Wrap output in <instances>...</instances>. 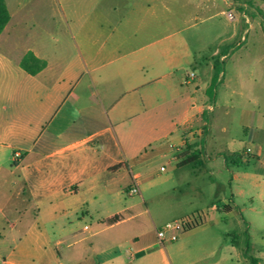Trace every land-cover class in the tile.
I'll use <instances>...</instances> for the list:
<instances>
[{"label": "crops", "instance_id": "0c3cea01", "mask_svg": "<svg viewBox=\"0 0 264 264\" xmlns=\"http://www.w3.org/2000/svg\"><path fill=\"white\" fill-rule=\"evenodd\" d=\"M3 1L9 21L0 33V179L16 175V197L32 202L34 216L20 230V259L13 264L29 258L31 264L167 263L147 207L150 227L134 221L123 196L132 197L127 189L135 184L142 197L148 161L158 152L148 159L146 147L165 132L152 124L159 120L153 110L185 94L192 81L196 89L204 84L206 94L226 52L206 62L207 80L182 76V64H195L197 56L180 31L167 34L166 20H151L147 11L128 20H29L36 0ZM27 53L44 62L35 74L21 66ZM224 77L223 68L218 83ZM214 98L192 115L184 110L185 120L199 116L206 134L197 160L182 166L176 160V167L199 173L217 157L225 169L241 166L239 151L206 153ZM183 140L182 131L177 147ZM230 197L221 206L225 214L235 207ZM86 217L94 224L77 227ZM229 247L220 261L231 256Z\"/></svg>", "mask_w": 264, "mask_h": 264}, {"label": "rangeland", "instance_id": "374dc122", "mask_svg": "<svg viewBox=\"0 0 264 264\" xmlns=\"http://www.w3.org/2000/svg\"><path fill=\"white\" fill-rule=\"evenodd\" d=\"M145 11L151 20H166L167 34L180 31L197 56L195 64L183 63L178 75L193 73L207 80L211 71L206 62L218 60L216 52H226L221 63L225 77L217 83L211 104L206 153L239 151L243 161L239 167L225 169L223 159L217 157L209 170L199 173L176 167V160L182 162L201 147L204 126L199 116L185 120L183 113L189 109L192 115L197 106L208 102V95L203 91L204 84L198 83L196 89L192 81L185 94L153 110L159 120L152 124L165 132L146 147L148 159L158 152L148 161L150 174L141 181L142 197L134 194L123 198L134 207V221L139 224L143 219V225L150 227L149 214L143 210L146 206L157 229L168 222L200 217L201 223L180 233L175 241L158 243L166 251L167 260L158 264H250L244 256V220L249 224L248 255L264 260V0H36L27 18L128 20ZM228 12L233 20L226 17ZM182 131L185 140L177 147ZM16 178L11 175L0 179V264L20 259V230L34 220L32 202L16 197ZM231 195L235 207L225 214L221 206ZM77 224L82 228L94 222L86 217ZM227 246L231 256L220 261ZM30 261L26 259L23 264Z\"/></svg>", "mask_w": 264, "mask_h": 264}, {"label": "trees", "instance_id": "16d2710c", "mask_svg": "<svg viewBox=\"0 0 264 264\" xmlns=\"http://www.w3.org/2000/svg\"><path fill=\"white\" fill-rule=\"evenodd\" d=\"M9 21V14L6 9V6L4 4L3 0H0V33L2 32L4 26L7 24ZM21 66L25 71H27L29 74H35L37 71L43 68L44 62L41 60L35 58L31 53H27L21 60ZM223 73V68L218 65L217 63L214 66V74L211 78V81L206 89V94L208 95L209 99L212 100L214 98V92L216 85L219 81V76L222 75ZM205 117V116H203ZM206 121V120H205ZM206 134V126L203 128V135L201 138V147L204 143V136ZM200 154V149L195 150L193 152V155H189L185 160L182 162L178 163V166L182 165H187L190 164L191 162H194L197 160V156ZM235 158L230 159L227 156H224V161L227 163L229 160L232 162ZM226 209H230L228 206L225 207ZM195 227V226H193ZM190 227L189 229L193 228ZM245 235H246V241H245V251H244V256L248 259L250 264H257V260L248 255V248H249V241H248V231L247 228L245 230Z\"/></svg>", "mask_w": 264, "mask_h": 264}, {"label": "built area", "instance_id": "2783aa9c", "mask_svg": "<svg viewBox=\"0 0 264 264\" xmlns=\"http://www.w3.org/2000/svg\"><path fill=\"white\" fill-rule=\"evenodd\" d=\"M226 17L228 18V20L234 19V16L231 12L226 13ZM137 193L138 190L135 184L127 189V194L129 196ZM199 223H201V219L199 216L198 219H196L194 216H191L181 220L165 223L162 228L156 230L157 240L160 244L163 243L164 239H167L170 242L175 241L180 233L184 232L190 227L197 226Z\"/></svg>", "mask_w": 264, "mask_h": 264}]
</instances>
